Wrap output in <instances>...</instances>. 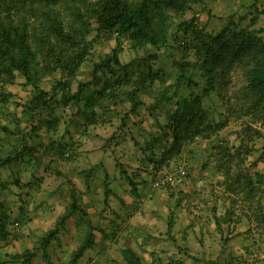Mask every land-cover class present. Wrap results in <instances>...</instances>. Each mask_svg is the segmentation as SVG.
<instances>
[{"label": "rangeland", "instance_id": "374dc122", "mask_svg": "<svg viewBox=\"0 0 264 264\" xmlns=\"http://www.w3.org/2000/svg\"><path fill=\"white\" fill-rule=\"evenodd\" d=\"M146 1L128 2L135 7ZM191 1L193 8L184 12L152 13L155 32L167 31L165 45L153 47L99 29L92 19L95 0H3L0 20L25 30L34 60L26 79L17 71L4 73L0 57V132L19 134L25 121L33 132L49 118L96 119L99 110L107 109L106 118L117 122L123 144L132 147L135 134L123 130L130 122L157 124L160 155L153 177L164 188L156 195L188 204L182 208L187 218L173 222L166 238L154 236L176 248L168 258L174 264H264V98L247 90L243 65L226 66L215 58L231 50L233 32L251 31L264 42V14L253 8L264 9V0ZM54 19L75 43L55 37ZM189 21L190 34L178 31ZM224 30L223 41L210 39ZM193 41L206 64L192 65ZM207 46L214 54L205 55ZM113 53L120 66L101 65ZM208 68L216 74L213 86L207 83ZM40 90L47 93L41 108ZM175 107L188 112L182 122L168 119L178 112ZM164 150L169 157L161 155ZM18 159L12 163L18 161L21 168L35 161L28 148Z\"/></svg>", "mask_w": 264, "mask_h": 264}, {"label": "crops", "instance_id": "0c3cea01", "mask_svg": "<svg viewBox=\"0 0 264 264\" xmlns=\"http://www.w3.org/2000/svg\"><path fill=\"white\" fill-rule=\"evenodd\" d=\"M106 110L96 119L49 118L33 132L25 121L19 134L0 132V264H174L168 255L176 248L154 236L166 238L168 217L173 230L188 204L156 195L164 188L151 161L158 126L130 122L123 130L136 136L131 147ZM26 148L33 166H15Z\"/></svg>", "mask_w": 264, "mask_h": 264}, {"label": "trees", "instance_id": "16d2710c", "mask_svg": "<svg viewBox=\"0 0 264 264\" xmlns=\"http://www.w3.org/2000/svg\"><path fill=\"white\" fill-rule=\"evenodd\" d=\"M3 0H0V5ZM46 4H57L60 2H65L66 0H43ZM129 0H95L94 8L92 10V19L95 21L97 27L103 30H116L120 35H123L136 46H145L150 45L153 47L163 46L167 40V31L162 30L158 35L153 26L155 21V16L152 14L161 11L162 13H171L186 11L193 8L194 1L191 0H147L146 2L140 3L138 6L130 7ZM254 10L258 15L264 14V9H258L253 6ZM192 24L189 21L185 25L179 26L178 31H182L183 34H190ZM51 28L55 37L59 41L75 43V40L68 34L64 33L62 26L57 20H52ZM176 29V31H177ZM189 32V33H188ZM200 33V31L198 30ZM225 30L220 35L211 37L210 39L213 42L223 41ZM234 41L233 47L226 54L216 53V60L222 61L226 66H231L233 64H238L239 66L243 65L244 70V80L246 82V88L250 92L254 93L256 96L264 98V42L258 39L251 31L241 30L238 32H233L230 37ZM197 41V40H196ZM196 41L191 43L190 48L196 49L194 55V64H201V62L206 64V60H201V48L200 45L196 44ZM210 46H207L205 49V55L209 56L214 54ZM0 57L3 61L4 73H12L17 71L24 75L27 78L29 71V64L34 60L33 54L29 49L27 42V34L25 30L19 31L15 26L4 23L0 20ZM108 64L114 66H120V63L113 53L108 55L104 60L101 61V65ZM215 65L212 67L214 68ZM208 68L206 77L208 85L213 86V83H216V74L213 73V69ZM211 75V76H210ZM29 81V80H27ZM88 84L79 85V91L82 87L87 86ZM36 88V87H35ZM221 92V91H220ZM46 92L39 91L38 95V107L41 108L44 103L42 101L43 96H46ZM45 98V97H44ZM36 106V105H35ZM36 106V107H37ZM133 109V108H132ZM177 109V107H175ZM178 110V109H177ZM255 112V111H254ZM188 117V112L185 110H178V112H173V114L168 115V119L181 122ZM95 118V117H94ZM168 119L166 123H168ZM167 126V125H166ZM164 127L166 131L168 128ZM173 137L176 138L177 126L172 128ZM255 133H258L255 131ZM157 136L153 137V144L151 148H156L157 155H160L158 147L160 143ZM175 140V139H174ZM162 141V140H161ZM169 151L164 150L163 155L169 157ZM171 158V157H170ZM174 158V155L172 156ZM155 158L153 157L151 161L154 164ZM158 161V160H155ZM169 161V160H168ZM6 163V160L0 158V168ZM157 165V163H156ZM130 185H134L130 180ZM72 208L76 209V206L72 204ZM66 216V215H65ZM64 216V217H65ZM83 216V214H82ZM172 229V220H169L167 223V234L170 233ZM46 242L44 239L42 244ZM90 242V239H88ZM87 243V242H86ZM29 254L26 256L28 257Z\"/></svg>", "mask_w": 264, "mask_h": 264}]
</instances>
